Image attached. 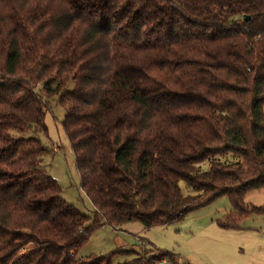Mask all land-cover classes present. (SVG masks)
Instances as JSON below:
<instances>
[{
    "label": "trees",
    "instance_id": "1",
    "mask_svg": "<svg viewBox=\"0 0 264 264\" xmlns=\"http://www.w3.org/2000/svg\"><path fill=\"white\" fill-rule=\"evenodd\" d=\"M48 98L92 221L39 167ZM263 106L264 0H0V264H136L77 251L222 196L224 228L264 216L243 202L264 191Z\"/></svg>",
    "mask_w": 264,
    "mask_h": 264
},
{
    "label": "rangeland",
    "instance_id": "2",
    "mask_svg": "<svg viewBox=\"0 0 264 264\" xmlns=\"http://www.w3.org/2000/svg\"><path fill=\"white\" fill-rule=\"evenodd\" d=\"M46 105L47 130L38 135L45 147L39 167L58 183L61 197L92 221L94 208L80 188L74 156L62 128L64 109L51 98L46 99ZM28 135L31 133L24 136ZM234 159L233 155L216 158ZM209 162L202 163L201 169L207 170ZM179 187L183 194H189L183 181ZM243 202L249 207L263 205L264 191L248 192ZM230 211L233 209L229 199L222 196L168 226L146 229L132 222L115 229L105 224L90 233L77 256H103L119 250L133 254L116 255L114 263L139 258L141 261L136 264H152L156 261L153 257L165 252L168 254L163 259L167 264H264V216L250 215L240 221L238 228H224L219 222Z\"/></svg>",
    "mask_w": 264,
    "mask_h": 264
},
{
    "label": "built area",
    "instance_id": "3",
    "mask_svg": "<svg viewBox=\"0 0 264 264\" xmlns=\"http://www.w3.org/2000/svg\"><path fill=\"white\" fill-rule=\"evenodd\" d=\"M152 264H167L164 259L160 261L153 262Z\"/></svg>",
    "mask_w": 264,
    "mask_h": 264
}]
</instances>
